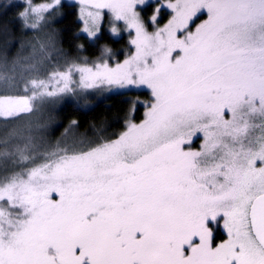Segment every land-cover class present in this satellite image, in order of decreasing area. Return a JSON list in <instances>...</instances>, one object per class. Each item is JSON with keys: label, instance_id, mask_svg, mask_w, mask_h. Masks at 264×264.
<instances>
[{"label": "snow or ice", "instance_id": "6c2138e0", "mask_svg": "<svg viewBox=\"0 0 264 264\" xmlns=\"http://www.w3.org/2000/svg\"><path fill=\"white\" fill-rule=\"evenodd\" d=\"M81 2L93 25L108 9L134 28L135 53L33 88L70 91L74 68L83 88L146 86L154 102L88 150L39 163L20 150L33 166L0 181V264H264V0H175L152 34L135 11L145 0ZM35 96L0 97V117L31 112ZM218 218L228 239L214 244Z\"/></svg>", "mask_w": 264, "mask_h": 264}, {"label": "trees", "instance_id": "16d2710c", "mask_svg": "<svg viewBox=\"0 0 264 264\" xmlns=\"http://www.w3.org/2000/svg\"><path fill=\"white\" fill-rule=\"evenodd\" d=\"M52 2L53 0H0V69L13 71L19 58L29 51V44L32 42L44 44L46 53L56 50L54 56L49 57L56 68L51 65L48 73L32 76L30 89H10L0 94V97H30L33 91H38L32 87L31 81L48 80L51 73L67 71L73 63L76 66L87 65L90 62L88 59L98 58L105 49H110L111 56L120 60L127 56L129 50L127 35L115 39L106 28H103L96 40L91 41L80 34L78 5L69 0H60L40 13L43 19H39L30 11L28 16H21V13L32 7L49 5ZM33 23L36 27L31 26ZM41 100L50 104V107L53 105L41 118L39 117L48 133L42 142L39 140L37 143L45 147L41 146L43 149L35 153L44 152L46 156L52 152L63 154L61 150L65 149L69 154L88 150L97 144L118 138L126 130L129 122H139L143 119L152 98L146 90L109 92L104 95L89 91H67L53 98L37 96L31 100V107L38 105ZM31 113L32 111L21 113L19 117L30 116ZM15 118L0 117V120L11 122ZM18 150L22 148L10 146L7 155L12 158L18 157ZM31 166L33 165L24 166L23 171L21 169L24 167H21L10 174L22 173ZM10 174L7 177L11 176ZM219 237H224L220 231L216 238L214 236L213 241Z\"/></svg>", "mask_w": 264, "mask_h": 264}, {"label": "rangeland", "instance_id": "374dc122", "mask_svg": "<svg viewBox=\"0 0 264 264\" xmlns=\"http://www.w3.org/2000/svg\"><path fill=\"white\" fill-rule=\"evenodd\" d=\"M60 0H53L50 7H52L55 3L59 2ZM74 2L78 5V12H79V21L81 23V28L79 33L88 37L91 41H95L96 38L101 34L102 29L106 28L110 35L117 39L123 35H127L129 39V50L127 51V56L122 58L121 60L117 57L111 56L112 52L103 53L101 56L95 59H88L90 62L87 66H92L94 63L107 61L110 66H115L117 63H122L125 59L129 58L131 55L135 53V45L131 43L132 40L136 38V32L134 28L128 26L126 21L123 20H116L114 14L108 10L103 9L100 10V18L96 21L95 25L91 23L88 18L87 13L89 11H97L94 8H91L86 3H82L81 0H69ZM169 3H175V0H145L144 3H137L135 11L139 15L140 21L144 24L145 29L148 33L152 34L160 29H163L169 21L174 16V11L169 8L167 5ZM153 4L154 6H151ZM48 7V8H50ZM155 17V19H153ZM207 19L206 14L201 15L196 23H201L203 20ZM86 28L96 30V34L94 36H90L88 31H85ZM113 29L116 31L113 32ZM194 30V26H193ZM30 49L26 52L22 57L19 58L18 63L15 69L12 71H4L0 69V94L4 92H8L10 89H30V78L32 76L41 74L44 75L50 71V66L53 65L55 67L54 62L49 58L50 56H54L56 50L52 51L51 53H46L44 44L39 42H32L29 44ZM28 46V47H29ZM175 55V54H174ZM120 57V56H119ZM121 58V57H120ZM73 65H76L73 63ZM77 66H84V65H77ZM56 68V67H55ZM68 70V69H67ZM57 73V72H56ZM28 87H27V85ZM48 85V91H52L57 87H62L61 85H57L55 79L53 78V73H51L48 80H45ZM32 85V84H31ZM33 87V86H32ZM69 88L71 89L69 92H76V91H89L96 93L97 95H104L109 92H119V91H140L146 90L150 93L152 101L154 102L153 96L151 94V90L146 86H125V87H116V86H108V85H101L98 88H83L80 84V75L78 72L75 71L73 68L72 72V81L69 84ZM36 96H40V92L43 89L37 88ZM34 92V91H33ZM67 92V91H65ZM63 92H58L55 96L62 94ZM31 95L30 97H32ZM43 98L47 95H41ZM53 100V99H52ZM42 101V100H41ZM150 105L146 108L144 112L143 119L141 121L131 122V123H141L146 118V113L149 111ZM53 105L45 103L44 101L40 102L38 105L32 108V113L30 116H24L21 118L16 117L15 119L9 121H2L0 120V181H3L5 177H7L10 172L18 170L21 167L27 165H33L30 160H24L21 158L20 150H18V157H9L7 152L10 150V146H16L17 148H22L24 151L25 156H31L35 159L37 163L40 162L41 159L44 158V152L42 153H35L37 151L42 150L45 146L41 144H37L39 140L42 142L44 140V136H47L48 130L46 126L43 127V123L39 121V117H42V114L47 112L51 109ZM130 123V122H129ZM129 123L126 127V130L129 126ZM43 127V128H42ZM42 128V129H41ZM125 130V131H126ZM13 138V139H12ZM13 140V143H12ZM36 143H35V142ZM18 142V143H16ZM204 143L203 134L199 133L196 137L193 138L191 148L193 150H199L201 145ZM27 146V147H26ZM41 146L43 148H41ZM186 148L188 146H185ZM259 166V163L258 165ZM25 169L22 168L21 171ZM11 175V174H10ZM213 230V239L218 235L220 231L224 234V237H219L214 242V244L222 243L223 241L228 239L227 230L224 228V219L218 218V223L213 222L211 224Z\"/></svg>", "mask_w": 264, "mask_h": 264}]
</instances>
